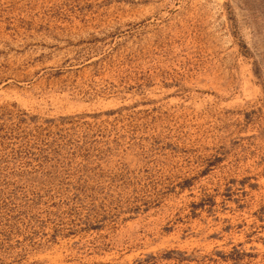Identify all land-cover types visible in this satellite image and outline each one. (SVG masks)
I'll use <instances>...</instances> for the list:
<instances>
[{
	"label": "rangeland",
	"instance_id": "obj_1",
	"mask_svg": "<svg viewBox=\"0 0 264 264\" xmlns=\"http://www.w3.org/2000/svg\"><path fill=\"white\" fill-rule=\"evenodd\" d=\"M0 63V264H264V0H0Z\"/></svg>",
	"mask_w": 264,
	"mask_h": 264
},
{
	"label": "bare ground",
	"instance_id": "obj_2",
	"mask_svg": "<svg viewBox=\"0 0 264 264\" xmlns=\"http://www.w3.org/2000/svg\"><path fill=\"white\" fill-rule=\"evenodd\" d=\"M10 38V37H9ZM28 38V37H27ZM6 39V38H5ZM4 40V39H3ZM7 41H10V39H8ZM20 42V41H19ZM38 42V41H37ZM49 42V41H48ZM9 43V42H6ZM51 43V42H50ZM69 43V42H68ZM27 42L24 41V43L22 44H13L12 42L9 44V51L12 49L15 50H19V48H25L27 46ZM58 44V43H57ZM62 45V44H61ZM51 47H48L46 50L42 51L41 49H39L33 56L29 57L28 59H26V61L29 62V60L31 62H37V65H35L34 67H31V72L33 73V75H36L39 72H42L46 69L49 68H56L58 65H60V63H55V62H50L48 61V59H50V57H53V54L55 53L56 49H49ZM3 50V49H2ZM11 55V54H10ZM27 57V56H26ZM12 58V57H9ZM22 59V58H21ZM13 60V59H12ZM13 61L10 62V64ZM16 62V61H15ZM5 63V62H4ZM1 64V63H0ZM3 64V63H2ZM22 64V63H21ZM13 66V65H12ZM24 66V65H23ZM59 68V67H58ZM28 80V79H27ZM23 81H26V79H24ZM23 84V83H22Z\"/></svg>",
	"mask_w": 264,
	"mask_h": 264
}]
</instances>
